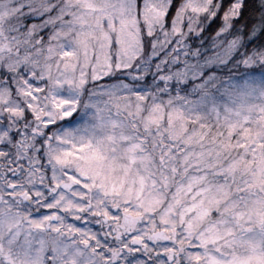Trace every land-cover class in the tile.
Returning <instances> with one entry per match:
<instances>
[{"label": "snow or ice", "instance_id": "obj_1", "mask_svg": "<svg viewBox=\"0 0 264 264\" xmlns=\"http://www.w3.org/2000/svg\"><path fill=\"white\" fill-rule=\"evenodd\" d=\"M0 264H264V0H0Z\"/></svg>", "mask_w": 264, "mask_h": 264}]
</instances>
